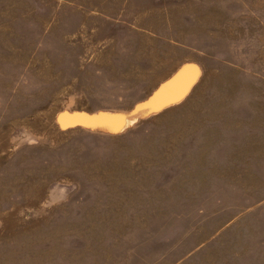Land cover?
Here are the masks:
<instances>
[{"label": "rangeland", "instance_id": "rangeland-1", "mask_svg": "<svg viewBox=\"0 0 264 264\" xmlns=\"http://www.w3.org/2000/svg\"><path fill=\"white\" fill-rule=\"evenodd\" d=\"M0 264H264V0H0Z\"/></svg>", "mask_w": 264, "mask_h": 264}, {"label": "bare ground", "instance_id": "bare-ground-1", "mask_svg": "<svg viewBox=\"0 0 264 264\" xmlns=\"http://www.w3.org/2000/svg\"><path fill=\"white\" fill-rule=\"evenodd\" d=\"M197 76L198 71L195 67L189 65L182 67L171 79L160 85L146 102L136 106L127 117L126 115H111L104 120V123H102L95 120V118L87 119L83 116L68 118L69 116L64 115L60 117L59 121L65 127L76 124L91 125L93 128L99 126H111L116 132L123 125L126 118L128 122L136 119H144L179 103L185 97L192 84L196 81Z\"/></svg>", "mask_w": 264, "mask_h": 264}]
</instances>
